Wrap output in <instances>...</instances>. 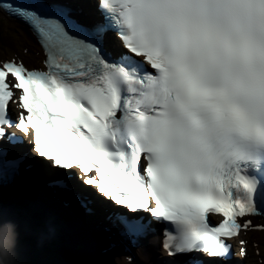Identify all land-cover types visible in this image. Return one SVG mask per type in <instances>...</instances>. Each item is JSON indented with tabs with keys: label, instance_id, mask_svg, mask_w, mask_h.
Returning a JSON list of instances; mask_svg holds the SVG:
<instances>
[{
	"label": "snow or ice",
	"instance_id": "snow-or-ice-1",
	"mask_svg": "<svg viewBox=\"0 0 264 264\" xmlns=\"http://www.w3.org/2000/svg\"><path fill=\"white\" fill-rule=\"evenodd\" d=\"M96 2L97 31L117 32L143 62H109L60 23L0 0L46 53V70L0 61V139L16 127L54 166L95 172L85 183L104 197L170 222L169 254L230 255L228 239L264 231L252 220L264 215V0ZM12 102L23 110L15 122ZM16 229L0 212L8 248Z\"/></svg>",
	"mask_w": 264,
	"mask_h": 264
},
{
	"label": "trees",
	"instance_id": "trees-1",
	"mask_svg": "<svg viewBox=\"0 0 264 264\" xmlns=\"http://www.w3.org/2000/svg\"><path fill=\"white\" fill-rule=\"evenodd\" d=\"M19 237L16 236L14 240V248H8L0 255V264H41L36 257L40 251L35 250L33 243L25 242L26 232L23 231L22 237Z\"/></svg>",
	"mask_w": 264,
	"mask_h": 264
},
{
	"label": "bare ground",
	"instance_id": "bare-ground-1",
	"mask_svg": "<svg viewBox=\"0 0 264 264\" xmlns=\"http://www.w3.org/2000/svg\"><path fill=\"white\" fill-rule=\"evenodd\" d=\"M50 3H51V0H50ZM54 3H55V5H56V4H59V2H57V3L54 2ZM15 24L17 25L18 28H20L21 32L24 33L23 30H22V28L19 27V24H18V23H15ZM25 38H26V40H29V38H28L27 36H25ZM15 53H17L20 57H22L20 51L16 50ZM24 163H25V165H24ZM24 163H23V165L26 166V162H24ZM30 198L33 199L32 196H30ZM35 206H36L37 208H42L41 205H40L39 203H35ZM46 207H48L47 203H46ZM120 209H123V208H120ZM155 241H156L155 246H157V248H158L157 250H160V251H161V249L158 247V242H157V240H155ZM263 248H264V247H263ZM153 255H154V257L156 256L155 254H153ZM160 255L163 256L162 251H161V254H160ZM95 262H96V258H95L94 260H93V259H83V260H81V261H79V262H77V263L75 262V263H76V264H94ZM119 262H121V261H119ZM228 263H234V259H231V261L229 260Z\"/></svg>",
	"mask_w": 264,
	"mask_h": 264
},
{
	"label": "water",
	"instance_id": "water-1",
	"mask_svg": "<svg viewBox=\"0 0 264 264\" xmlns=\"http://www.w3.org/2000/svg\"><path fill=\"white\" fill-rule=\"evenodd\" d=\"M254 243H256V246H253L254 251L256 252V254L260 255V256H264V249L260 246V244H262V242L259 241H254Z\"/></svg>",
	"mask_w": 264,
	"mask_h": 264
}]
</instances>
